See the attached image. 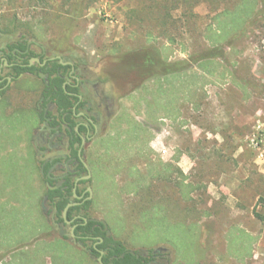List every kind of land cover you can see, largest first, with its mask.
<instances>
[{"label": "rangeland", "instance_id": "obj_1", "mask_svg": "<svg viewBox=\"0 0 264 264\" xmlns=\"http://www.w3.org/2000/svg\"><path fill=\"white\" fill-rule=\"evenodd\" d=\"M19 41L87 65L89 98L103 78L118 89L114 108L95 104L100 131L84 147L90 216L132 251L168 250L169 264H264V0H0V47ZM158 57L161 75L147 66ZM43 88L26 75L0 101V205L53 225L10 264H51L43 245L71 237L52 224L34 146ZM74 238L67 251L100 264Z\"/></svg>", "mask_w": 264, "mask_h": 264}, {"label": "trees", "instance_id": "obj_2", "mask_svg": "<svg viewBox=\"0 0 264 264\" xmlns=\"http://www.w3.org/2000/svg\"><path fill=\"white\" fill-rule=\"evenodd\" d=\"M38 1L41 3L47 2V0ZM26 43V41L9 43L8 47L11 53L10 55H8V57H15V55L12 53L13 49L17 46L22 49H25ZM221 54L222 52H216L215 54L212 53L211 56L208 55L202 58V60L220 57ZM161 61L162 60H160V57H158L157 62L151 61V64H146L151 69V73L161 75ZM0 63H2L1 59ZM26 63V66L20 65L16 67L17 76L24 72H35L37 71V69L39 71H43L48 76L46 79L48 83L46 82V88L44 91V95L47 98L44 103V107L47 105L48 102H54L57 99V102H60V100L62 99L65 100L64 103L60 102V106L62 107H68L71 105V102L69 101L68 96L66 95L65 89L63 87V78L58 75L54 77L58 67H66L67 69L68 66H64L62 63L59 62L58 59L50 61L49 65H47V67L45 68L38 66H29L28 61ZM184 70H186V68L175 69V67L171 66L169 67V69L167 68L166 75L178 74L180 72H183ZM64 71L65 70H63V72ZM71 116L72 112L70 111L68 114V118H71ZM76 140L78 143L81 141V137L79 136V134ZM74 154L76 155L78 161L75 163L73 170L68 173V175L64 179L60 181H54L48 176V170L52 166L53 162L48 161L44 166L46 180L51 185V187L48 186L47 188V191L45 193V199L48 200L52 205V209L50 211V213H53L54 217L52 224L68 226V223L64 217L65 208L71 202H80L79 204L73 205L69 208L67 219L73 220L71 224L72 227L76 225L74 230L76 235L74 241L81 243L82 246L89 251L91 256L98 259L101 256V251H104L102 260L105 264H156L153 260H157L159 264H169L168 250L158 248L142 251V253L140 251H135V253H133L132 250L126 247L123 241L116 239V237L112 234H108V229L105 227V224L103 222L89 219L91 217L89 211L91 209L92 199H87L86 201L79 200L75 197L74 192L76 179L86 174L87 168L78 156V148L74 150ZM43 163L44 162H42V164ZM87 182H89V180H81L79 182V185L77 187L78 195H81L82 193L80 186ZM88 195L89 194L87 193L86 196ZM77 215L87 217L88 221L86 222L84 218H77L74 220ZM259 217L264 219V217H262L261 215H259ZM52 226L53 225H51L50 223H43V221L39 219L38 215L34 216L32 212L30 214V212L22 208V206L0 205L1 263L10 264V261H5L4 258L9 255V252L13 250L23 248L25 250H22L26 252V248L28 249V246L34 243L36 244L35 247H41L42 236L50 232L52 230ZM109 229H111L110 226ZM97 236L102 237L104 241L100 242V238H98ZM71 237H73L72 230ZM69 238L67 236L58 237L52 241H49V243L43 245L44 251L53 257L54 262H52L51 264H85L86 258L84 256V251H81V254L78 256L77 259L75 255H72L70 252H68L70 251V246L69 243H67L66 241ZM56 247H61L65 251L68 250L66 252L67 256L64 257L62 253H56ZM155 250H157V252H154ZM14 256H16V253L12 254L11 258ZM20 264H23V262Z\"/></svg>", "mask_w": 264, "mask_h": 264}, {"label": "flooded vegetation", "instance_id": "obj_3", "mask_svg": "<svg viewBox=\"0 0 264 264\" xmlns=\"http://www.w3.org/2000/svg\"><path fill=\"white\" fill-rule=\"evenodd\" d=\"M33 45V41H28L25 49H22L19 46L15 47L12 51L15 57H8L11 53L8 45L6 48L0 47V59L2 62L0 63V101L4 99V94L10 89L13 83L19 79L32 74H37L42 77L41 73L43 71H39L38 69L35 72H24L17 76V66H26V62L28 61L29 66L45 68L49 65L50 61H54L56 59H58L64 66H68L67 69L66 67H58L54 77L58 75L63 78V87L71 105L68 107H62L60 106V102L64 103L65 100L62 99L60 102H57V99L54 102H48L44 107V103L47 99L44 95V91L48 76L46 74L45 78L42 77L44 81V88L37 105V110L40 116L42 114L41 119L44 124L42 128L37 129L34 137V146L44 162V165L42 164V169L44 170V166L48 161L53 162L52 166L48 170V176L54 181H60L73 170L75 163L78 161L76 155L74 154L75 149L78 148V156L80 160L82 162L86 161V154L84 151L85 144L88 141H91L100 131L99 122L100 119H102V116L100 113L101 110L99 111L97 107L99 108L100 102L106 99L108 109L114 108V103L113 101L110 102V100L115 97L118 89L115 86L113 78L110 76V78H103V81L100 84L95 83L94 87L96 88V99L87 97L88 85L90 82L86 79L88 77L90 78V74H88L89 68L87 65L79 67L75 61L65 59L61 56L46 57V50L44 46H41L42 52L36 53L33 51ZM35 58H39L40 61L35 60ZM4 67L8 69L6 74L3 73ZM63 70L65 71L63 72ZM106 72L108 71H105V73ZM82 91H84V93ZM94 100H96V102ZM70 111L72 112V116L71 118H68ZM78 134L81 137V141L79 143L76 140ZM58 168H64V171L59 175L55 173ZM88 173L89 170L87 169L86 174ZM89 187L91 186L86 187L84 190L81 189V195L76 198L86 201L90 195L88 190ZM87 193L89 194L88 196H86ZM79 203L80 202H78V204ZM77 218H84L86 222L88 221V218L83 217L82 215H77L74 220ZM92 218L94 217L91 216L89 219ZM71 221L73 222V220ZM72 222L70 224H72ZM75 226L76 225L73 227ZM97 237L100 238V242L104 241L102 237ZM132 252L135 253V251ZM140 252L142 253V251ZM154 252H157V250ZM153 261H155L156 264H159L157 260Z\"/></svg>", "mask_w": 264, "mask_h": 264}, {"label": "water", "instance_id": "obj_4", "mask_svg": "<svg viewBox=\"0 0 264 264\" xmlns=\"http://www.w3.org/2000/svg\"><path fill=\"white\" fill-rule=\"evenodd\" d=\"M35 60L40 61L39 58H35ZM41 76L45 78V77H46V74L42 72V73H41ZM83 162H84V165L86 166V168L89 170V173L86 174V175H84V176H82V177H79V178L77 179V181H76V185H75V188H74L75 197H79V195L77 194V187H78V185H79L80 180H89V179L92 177V172H91V169H90L88 163H87L86 161H83ZM42 171L44 172L43 169H42ZM48 185H49V184H48ZM49 186H50V185H49ZM50 187H51V186H50ZM88 190H89V193H90L88 199H92V197H93V189H92V187H89ZM76 204H78V202H71V203H69V204L67 205V207L65 208V211H64V217H65V219H66V221H67L68 224H70V223L72 222L71 220H68V219H67L68 210H69V208H70L71 206L76 205ZM92 219H93V220H96V221H101V222H103V223L105 224V227L108 229V234H109V235L112 234V231L109 229V225H108V223H107L106 220H104V219H99V218H92ZM86 220H87V219H86ZM74 230H75V227L72 228V236L75 237L76 235H75ZM62 233H65V230H64V229H62ZM103 254H104V251H101V256L98 258V261L100 262V264H105V263L103 262V260H102V258H103Z\"/></svg>", "mask_w": 264, "mask_h": 264}]
</instances>
